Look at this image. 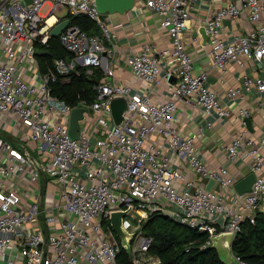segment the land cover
<instances>
[{
  "label": "built area",
  "instance_id": "2783aa9c",
  "mask_svg": "<svg viewBox=\"0 0 264 264\" xmlns=\"http://www.w3.org/2000/svg\"><path fill=\"white\" fill-rule=\"evenodd\" d=\"M196 1L136 0L142 10L159 16L172 39L160 51L144 42L125 57L142 86L122 81L111 66L122 52L114 31L119 24L111 26L96 0L0 1V264H122L123 245L111 214L130 206L125 225L135 231L134 264L160 261L150 253L154 237L143 227L156 212L207 232L203 246L212 245L222 232L237 237L244 221L254 223L264 213V134L255 136L245 120L264 110V0H229L201 18L199 26L209 37L220 72L219 89L209 85L210 72L197 67L184 39ZM62 8L66 13L57 14ZM82 13L102 33L88 34L72 23L71 15ZM245 15L251 26L229 37L226 20ZM65 18L70 23L58 37L73 57L56 58V70L44 71L37 50L49 49L53 26ZM233 62L241 74L236 83L226 84ZM252 62L259 73L248 70ZM82 67L89 74L105 67V74L94 84V98L82 97L74 105L53 92L51 81L57 72L70 81ZM253 89L255 105L239 107L244 127L227 145L230 159L244 161L255 174L252 190L242 194L235 174H228L226 166L210 167L202 158L204 127L187 133L180 129L179 100L200 106L212 116L207 123L212 126L235 113L223 103L222 91L236 100ZM117 95L129 100L122 124L112 111ZM79 106L89 110L74 138L70 122ZM174 155L192 172L175 165ZM192 173L215 179L220 189L198 184ZM44 217L49 230L41 225ZM233 253L239 264H249Z\"/></svg>",
  "mask_w": 264,
  "mask_h": 264
},
{
  "label": "crops",
  "instance_id": "0c3cea01",
  "mask_svg": "<svg viewBox=\"0 0 264 264\" xmlns=\"http://www.w3.org/2000/svg\"><path fill=\"white\" fill-rule=\"evenodd\" d=\"M227 1L229 0H197L195 7L192 9V17L184 35L186 45L193 54L197 67L207 69L210 72L209 85L215 89H219L221 86L219 78L220 72L217 66L213 64L212 47L209 37L200 28L199 24L201 18L210 16L216 8L225 4ZM246 17L245 15L238 19L226 20V33L229 37L236 32L248 30L251 24ZM108 21L111 26L119 24L116 27L114 26V31L117 33V41L122 48V52H120L117 59L111 62V66L115 68L116 75L124 82H130L137 86L144 85L126 67L124 59L128 54L138 50L144 42H151L157 51L171 46L172 39L169 31L161 25L160 18L156 13L149 9L142 10L137 4L133 9L125 13H108ZM102 69L104 70L105 67ZM241 70L237 63H231L226 84L236 83L241 74ZM248 70L254 73L260 72L258 65L254 62L249 65ZM167 82L169 81H165L166 85H168ZM159 94L162 98L167 96L165 89L160 88ZM256 97V89L246 92L244 98H238L236 100L229 98L222 91L221 98L223 103L225 106L232 107L235 113L231 117H221L212 126H208L207 124L212 119V116L207 115L200 106L190 103L185 98L179 100L178 125L180 129L187 133L203 126L205 134L199 139L202 158L208 162L210 167L219 168L226 166L228 168V174H235L239 180L250 173L249 168L242 160L232 161L230 159L227 145L231 142L233 135L244 127V119L239 113V107L242 105L254 106ZM251 118L253 130L248 128L250 132L255 136L264 134V110L256 111ZM173 163L177 166H182L190 173L192 172L189 163L177 155L173 156ZM192 176L197 179L198 184L207 186L210 181L195 173H192ZM16 179L18 178L16 177ZM177 184L182 185L179 181H177ZM214 188L219 190L220 186L214 184ZM164 214L169 215L167 213ZM41 225L47 230L50 228V224L45 217L41 219ZM151 254L154 255L153 253ZM154 256L160 259L157 255Z\"/></svg>",
  "mask_w": 264,
  "mask_h": 264
},
{
  "label": "trees",
  "instance_id": "16d2710c",
  "mask_svg": "<svg viewBox=\"0 0 264 264\" xmlns=\"http://www.w3.org/2000/svg\"><path fill=\"white\" fill-rule=\"evenodd\" d=\"M72 23L79 24L88 34L100 32L97 22L82 13L71 15ZM59 57L72 58L61 42L53 36L49 52L39 54L44 71L56 70L55 60ZM105 72L96 68L93 74L82 67L81 74L72 73L70 81H64L66 74L57 72V78L51 81L53 92L65 98L71 104H77L82 97L94 98V84ZM145 232L154 237L150 252L160 258L153 264H230L225 262L213 245L203 246L208 239L207 232L199 231L162 212L154 213L144 224ZM234 251L249 264H264V213L259 212L256 221L243 222L242 231L233 244ZM122 264H134L128 251L122 247L118 256Z\"/></svg>",
  "mask_w": 264,
  "mask_h": 264
},
{
  "label": "water",
  "instance_id": "95a60500",
  "mask_svg": "<svg viewBox=\"0 0 264 264\" xmlns=\"http://www.w3.org/2000/svg\"><path fill=\"white\" fill-rule=\"evenodd\" d=\"M96 1L99 9L104 13H114V12L125 13L126 11L133 9L134 6L136 5V0H96ZM69 23H70V18H65L60 22L56 23L51 30L52 35L58 37L62 33L64 28L68 26ZM45 52H49V49L39 48L37 50L38 54H42ZM97 81L98 80H96V82ZM128 108H129V100L127 96L117 95L113 98L112 111H113L114 119L117 124H122L125 121V112L128 110ZM88 110L89 109L84 106L75 107L73 109L71 122H70V134L72 137L76 138L79 136V129L81 126L80 119L84 117V112ZM245 120L247 122L248 128L253 130L252 118L246 117ZM254 180H255V174L253 172H250L249 174L241 178L236 184L238 191L242 194L251 191ZM214 184H215V179L212 178L210 179L207 187L210 189ZM131 208L132 206L126 209H117L114 210L111 214V223L113 225V228L117 233V235L121 238L123 247L128 251L130 255L132 254V239L135 235V231H131L126 227L125 216L131 210ZM219 238H222L223 246L228 250V254H229L228 259H224L221 256L220 257L225 262H228L230 264H239L238 260L236 259L233 253L234 252L233 244L236 240L235 234L233 232H228V231L222 232L214 236V242ZM214 242L212 245L217 248Z\"/></svg>",
  "mask_w": 264,
  "mask_h": 264
},
{
  "label": "rangeland",
  "instance_id": "374dc122",
  "mask_svg": "<svg viewBox=\"0 0 264 264\" xmlns=\"http://www.w3.org/2000/svg\"><path fill=\"white\" fill-rule=\"evenodd\" d=\"M46 9H47L46 6L43 7V8L41 9V12L44 13V12L46 11ZM66 11H67L66 8H62V9H58L56 12H57V14H65ZM100 33H102V29H100ZM31 149H32L33 152H35V151L33 150V143H31ZM132 218H133V220H135L134 217H132ZM129 225H130V224H129ZM214 244L217 246V248H218V250H219V254H220V256L223 257L224 259H228V257H229L228 250L223 246V240H222V238L217 239V240L214 242Z\"/></svg>",
  "mask_w": 264,
  "mask_h": 264
},
{
  "label": "bare ground",
  "instance_id": "6f19581e",
  "mask_svg": "<svg viewBox=\"0 0 264 264\" xmlns=\"http://www.w3.org/2000/svg\"><path fill=\"white\" fill-rule=\"evenodd\" d=\"M55 17H51V21H54Z\"/></svg>",
  "mask_w": 264,
  "mask_h": 264
}]
</instances>
